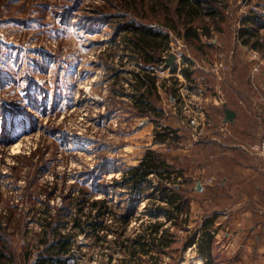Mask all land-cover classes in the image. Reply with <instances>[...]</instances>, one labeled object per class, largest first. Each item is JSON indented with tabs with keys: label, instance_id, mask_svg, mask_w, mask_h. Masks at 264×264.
<instances>
[{
	"label": "rangeland",
	"instance_id": "rangeland-1",
	"mask_svg": "<svg viewBox=\"0 0 264 264\" xmlns=\"http://www.w3.org/2000/svg\"><path fill=\"white\" fill-rule=\"evenodd\" d=\"M225 6L219 29L212 27L211 37L201 30L203 47L185 40L183 22L182 36L169 31L170 48L163 56L169 51L179 59L175 67L165 69L163 63L155 72L163 116L142 117L134 106L136 80L131 73L140 70L141 59L130 48L131 34L119 27L137 18L149 27L168 30L159 1L0 0V219L11 241L18 243V255L25 243L41 246L39 235L46 220L58 214L61 233L73 236L71 254L76 257L71 264H160L168 255L159 259L154 254L156 262L152 255L131 257L128 249H115L109 262L108 246H114L111 241L117 235L105 232L110 243L98 244L91 230L73 224L77 219L89 222L93 200H109L118 208L105 223L118 229L114 215L125 214L130 191L117 183L125 169L139 165L149 150L161 153L177 170L186 169L185 181L178 178L169 184L184 190L179 192L184 208L178 225L162 212H151L158 205L171 208L157 192L155 201L146 199L129 220L126 238L133 239L157 220L167 224L159 236L169 228L170 237L183 239L202 234L204 217L217 215L216 220L227 223L232 211L216 191L223 177L213 167L208 148L213 136L223 135L221 128L230 123L225 122L226 100L249 98L264 108V46L259 51L240 38L242 20L255 12L262 15V26L250 25L253 35H259L252 42L264 43V0H227ZM256 66L259 72L254 74ZM254 84L257 94L252 92ZM164 127L175 134L166 142L156 141ZM151 180L154 187L161 178L155 175ZM199 182L202 191L196 189ZM78 198L89 202L81 204V212L75 204ZM216 229L220 228L213 227V232ZM170 247L168 252L176 254L170 264H197L191 260L192 252H183L184 258L176 253L180 243ZM256 256L264 263V255ZM250 257L234 259L247 262ZM218 260L229 264L233 259Z\"/></svg>",
	"mask_w": 264,
	"mask_h": 264
},
{
	"label": "trees",
	"instance_id": "trees-1",
	"mask_svg": "<svg viewBox=\"0 0 264 264\" xmlns=\"http://www.w3.org/2000/svg\"><path fill=\"white\" fill-rule=\"evenodd\" d=\"M161 5V10L164 15L166 22L164 26L168 30L163 31L155 27H149L148 25L141 23L137 18L131 20H125L121 23L119 30L125 33L131 34L127 37L130 44V48H133L134 52L140 57V70L131 72L133 79L136 80L135 89L136 93L133 94L134 106L142 117H147L153 114L157 116H163V110L158 107V103L161 100V95L158 93V77L155 72L157 67L163 65V54L170 48L169 31L177 32L182 36L183 31L179 30V22H183L185 30V40L191 41L192 44H201V30L203 35L211 37L212 27L219 29V25L222 23L224 18L223 9L227 0H156ZM223 5V6H222ZM158 6L157 4L154 8ZM153 13L158 17V10H152ZM178 16H172V14ZM218 17L220 19H218ZM262 15L252 13L242 20L243 29L240 31V38L242 43L250 45L254 49L261 51V47L264 43L260 40L252 42L254 37L259 35H253L252 26L261 27L259 20ZM206 18L211 20V23H206ZM218 19V20H217ZM160 21V20H158ZM205 22V23H204ZM261 43V44H260ZM176 69H174L175 73ZM185 77H189V74L184 72ZM175 130L171 127H164L161 134L158 133L157 140L159 142H166L169 140L172 134H175ZM167 160L161 153L157 151L149 150L141 158L139 165L130 166L125 169L124 176L121 182L117 185L126 186L129 189V197L127 198V211L125 214H117L116 222L120 223L118 229H113L111 225L107 226L105 223V217H109L118 205L109 204V200H93L89 203L87 200L78 198L75 202L78 205L79 212L83 211L80 208L81 204L89 203L91 206V213L88 215V223H80L77 219L73 224L75 227H82L83 231L91 230L92 236L95 237L96 242L109 244L107 234L110 230L117 235L114 241L113 247L108 246L111 250L109 262L114 259L115 249L122 251L128 249L131 257L152 255V260H157L154 254H170L168 248L175 242V236L170 237V229L163 230L161 236L158 232L161 228L167 224L163 222L154 221L146 225L141 232L136 235L133 239L126 238L125 232L127 227L130 225V219L135 215L140 208V204L146 199L155 201L156 193H161V199L167 200V205L171 206L169 209L165 206L158 205L155 212L159 211L166 215L168 222L173 220L174 225L180 223L179 214H181L185 199L183 195H179L180 191H184L181 186L173 185L170 186L171 181H175L178 178L186 179V169L177 170L175 164L168 163ZM161 178L160 182L156 186H152V176ZM122 188V187H121ZM150 188H153L154 192ZM186 192H190V189H185ZM122 194V193H121ZM110 195V193H109ZM47 206H50L47 203ZM63 209V208H62ZM95 212V214H93ZM92 214L94 217H92ZM154 214V215H155ZM177 214V216L175 215ZM1 215V214H0ZM50 220H46L44 224V232L39 235V241L41 246L37 248L32 243H25L22 256L18 255V243L11 241V236L8 234V227L4 225L2 219H0V264H71L70 262L74 259L75 254H71L73 248V236L72 234L61 233V220L58 218V214L55 217L50 216ZM217 215L213 217H204V223L202 228V234L195 233L189 236V239L184 244V249H188L190 246L197 244L198 252L201 255L210 253L211 246L213 244L214 232L213 227L216 223ZM151 221H153L151 219ZM172 221V222H173ZM87 228H86V226ZM100 231L104 232V236L100 234ZM199 232V231H198ZM169 235V236H167ZM116 247V248H115ZM36 248L33 253V249ZM110 252V251H109ZM32 257H36L35 261L31 263ZM157 264V263H156Z\"/></svg>",
	"mask_w": 264,
	"mask_h": 264
},
{
	"label": "crops",
	"instance_id": "crops-1",
	"mask_svg": "<svg viewBox=\"0 0 264 264\" xmlns=\"http://www.w3.org/2000/svg\"><path fill=\"white\" fill-rule=\"evenodd\" d=\"M253 87L255 88V84ZM256 91L260 92L257 86L255 90L252 89L254 94H257ZM229 99L225 101L224 106L236 111L234 121L228 123L226 128L219 123L216 124L225 132L223 135L217 132L213 136L216 139L211 140L208 151L209 157L214 159L213 167H217L218 176L223 177V180L220 179L216 184V191H219L220 196L223 194V199L220 201L228 204L232 214L226 218V224L224 221H216L214 227L217 226L220 229L214 232L210 253L205 256L201 255L197 244L184 249V244L188 239H183L181 236L174 238V243L181 244L179 249L175 247V251L177 254L181 253V257L184 256L183 252H192L191 260L198 264H224L219 263L218 259L221 257L232 258L229 264H264L256 259V255H264V161L250 154L248 149L258 140L257 114L262 109V103L259 107L257 102L254 101L253 104L249 98H245L252 104L247 107L245 106L247 102H242L240 98ZM256 99L259 101V97ZM203 223L204 220L200 222L201 227ZM226 225H228L227 229ZM167 250L170 251L171 247ZM169 253L165 256L168 255L174 259L176 254ZM162 256L163 254H160L158 258ZM244 256L253 258L250 257L247 262L234 259Z\"/></svg>",
	"mask_w": 264,
	"mask_h": 264
},
{
	"label": "built area",
	"instance_id": "built-area-1",
	"mask_svg": "<svg viewBox=\"0 0 264 264\" xmlns=\"http://www.w3.org/2000/svg\"><path fill=\"white\" fill-rule=\"evenodd\" d=\"M174 53V52H171ZM169 53V51L163 56V63H165V60L167 59V57H169V55L171 54ZM176 54V53H175ZM177 55V60L179 59V55ZM259 72V67L256 66L254 68V74ZM181 94L184 96L185 94H183L181 92ZM194 124H196V122H193ZM259 127H258V134H257V141L253 144L250 145L249 149V153L252 155H255L259 158H261L264 161V108H262L259 112ZM216 139V138H215ZM213 139V141L215 140ZM140 231V230H139ZM141 232V231H140ZM139 232V233H140ZM172 261V259L168 256L166 257L161 264H170V262ZM79 264H84L83 262L80 261ZM198 264V263H197ZM201 264V263H200ZM203 264V263H202Z\"/></svg>",
	"mask_w": 264,
	"mask_h": 264
},
{
	"label": "water",
	"instance_id": "water-1",
	"mask_svg": "<svg viewBox=\"0 0 264 264\" xmlns=\"http://www.w3.org/2000/svg\"><path fill=\"white\" fill-rule=\"evenodd\" d=\"M177 55L175 53H171L169 55V57H167V59L165 60V69L168 68H173L176 66L177 62ZM225 112H226V117H225V122H233L234 118L236 116V111L235 110H231L230 108L225 107ZM196 189L199 191H202V185L199 182L196 186Z\"/></svg>",
	"mask_w": 264,
	"mask_h": 264
},
{
	"label": "bare ground",
	"instance_id": "bare-ground-1",
	"mask_svg": "<svg viewBox=\"0 0 264 264\" xmlns=\"http://www.w3.org/2000/svg\"><path fill=\"white\" fill-rule=\"evenodd\" d=\"M202 264V263H201Z\"/></svg>",
	"mask_w": 264,
	"mask_h": 264
}]
</instances>
